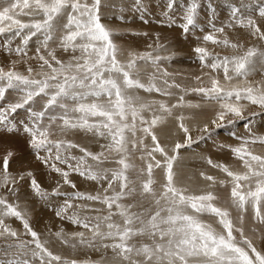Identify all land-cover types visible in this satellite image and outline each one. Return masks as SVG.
Returning a JSON list of instances; mask_svg holds the SVG:
<instances>
[{
	"label": "snow or ice",
	"instance_id": "snow-or-ice-1",
	"mask_svg": "<svg viewBox=\"0 0 264 264\" xmlns=\"http://www.w3.org/2000/svg\"><path fill=\"white\" fill-rule=\"evenodd\" d=\"M116 9L121 21L127 9L149 23L146 0L0 2V264H264V248L254 244L257 235L264 240V229L244 228L249 211L264 226V152L256 150L264 148V134L254 130L257 121L264 127V49L230 39L242 29L264 42V0H165L156 22L178 28L180 38H196L192 51L201 67L183 77L190 85L165 66L172 58L166 37L155 35L142 52L116 43L120 33L105 22ZM221 9L226 22L217 15ZM34 39L39 44L30 54ZM216 47L236 54L221 55ZM192 95L200 100L187 99ZM185 109H207L208 118L190 124L194 116ZM170 121L165 143L158 130ZM241 122L245 133L229 132L235 144L214 141L234 165L201 155L220 175L200 171L207 183L196 189L178 180L181 150ZM72 133L95 138L100 151L68 139ZM37 161L60 177L51 189L37 179ZM73 176L93 182L94 190L81 191ZM25 182L57 219L83 229L49 233L70 250L99 253L98 261L48 247L30 210L18 203Z\"/></svg>",
	"mask_w": 264,
	"mask_h": 264
},
{
	"label": "rangeland",
	"instance_id": "rangeland-1",
	"mask_svg": "<svg viewBox=\"0 0 264 264\" xmlns=\"http://www.w3.org/2000/svg\"><path fill=\"white\" fill-rule=\"evenodd\" d=\"M0 2H6V0H0ZM146 2L149 5V14L146 16V19L149 20V23H143L141 19L139 18V14H134L131 11H128L127 9L123 12V15L125 17L124 21L120 20V11L119 9H116L114 12L109 13L108 20H106V23H111L113 27L117 29V31L120 33V35L115 37L116 43L125 50H133V51H146L147 45L152 43V38L155 37V35L160 34L161 37H166L167 39H164L163 42L168 45L169 47V53L171 54L172 58L168 61H165L164 64L167 67L168 71L173 73H179L183 75H176L175 79L183 84H191L192 81L190 79H184V76L192 77L194 75L200 74V62L197 58V55L192 51V48L196 42L195 37H190L188 39L180 38L179 36V29L172 27V28H164L160 26L156 21L161 19L162 13L165 11V0H146ZM184 0H177V4L183 3ZM117 3H119V0H117ZM127 3L130 4L131 0H127ZM180 12L179 7L176 9V15H178ZM217 15L220 18V21L227 20V10L221 9L218 11ZM203 18V13H202ZM226 22V21H225ZM219 23V21H218ZM201 25L197 26V29H199ZM196 31V30H194ZM147 32L149 35L144 36L142 33ZM130 33H140L139 35H131ZM200 33L197 31V35ZM230 39L233 42L242 43L246 47L247 46H256L258 48L264 49V42H259L257 40H250L248 37V33L246 30L242 29H236L232 32H230ZM39 44L38 40H33L30 44V54H32V51L37 47ZM209 49L212 50L214 46L208 45ZM216 52H219L221 55H233L236 54L231 49H225L221 47L215 48ZM165 53V55L169 54ZM59 55V53H58ZM4 56L3 53H0V63L3 62ZM121 59H124V56L121 57ZM33 65L36 64L35 61H31ZM19 70H24V65H18ZM204 71H208L207 69H204ZM259 79V76L256 77ZM140 95L146 97V98H153L156 96L155 93L149 95L147 93H144L142 90L140 91ZM187 99L192 100L193 102H198L200 100L199 96L192 95L187 97ZM180 111V110H177ZM186 114H190L194 116V119L191 121H188L190 124H196L200 121H203L208 118V116L205 114L208 112L207 109L205 110H196V109H185ZM243 123L236 125L234 128H225V129H219L213 133V139H205L201 141L198 145H193L191 149L188 150H181V157L178 160L177 164L175 165V170L178 173V180L182 183L189 184L190 187L193 189H196L200 186L205 185L207 182L203 181L199 177L200 171L208 172L209 174L213 175H220L216 170L211 169L210 166L206 164L205 161L200 159L201 155L204 156H211L214 161H223L228 162L230 164L234 165V162L232 161V158L227 153H219L217 152L215 148V143L219 142H226L230 144H235L236 141L233 138H230L229 132L230 131H236L240 134L245 133V129L243 127ZM169 129H174V122L170 121L167 125L166 129L158 130L159 135L161 137V140L165 143L169 142ZM254 130H256L257 134H264V127H258V121L257 124L254 125ZM193 135L195 136L196 133L194 132ZM68 139L73 140L74 142L78 143L82 147L87 148L89 151L92 152H99V142L93 137H91L88 134L85 133H72L67 137ZM172 139H175L173 137ZM215 141V143H214ZM256 150L258 152H264V148H262L259 145H256ZM74 154L76 155H82L79 153V150H73ZM137 164H140L141 162L139 160L136 161ZM108 167H116V165L109 164L106 165ZM35 175L37 179L40 181V183L48 189H51L55 181L60 179V177L56 176L54 173H50V171L46 168H44L38 161L35 162L32 165ZM157 178H160V173L157 171L156 173ZM192 178L189 180V178ZM73 180L77 183L78 188L81 191H93L95 188V185L93 182L85 181L77 176L72 177ZM65 190L71 192L72 189L65 186ZM2 191V190H0ZM11 199V198H10ZM18 203L20 204L21 208H28L30 210V222L37 232L41 233V239L42 240H48L49 244L48 247L53 250L54 252L61 254L65 257H76L80 260H99L100 254L92 252L88 249H82V250H70L63 246L53 235L47 232V230L51 229L53 232L58 231L60 228H63L65 231L71 232L75 230H83V229H77L76 226L72 225L71 223L67 221H60L57 219L54 215V212L52 208L48 206L47 203L44 201H41L38 197H35L32 193L30 188L27 185V182L23 184L20 190V196ZM99 206V205H98ZM236 213L233 211V217H235ZM207 219V217H205ZM13 227L14 229L18 231H23L22 224L20 221L15 220L14 218H10L6 221ZM52 223V224H50ZM48 226V227H47ZM256 227L258 230L264 229V226L259 225L255 223L252 219V213L249 211L245 215V222H244V228L246 233L251 234L250 230ZM26 239H30V237H25ZM254 244L258 248H264V240L259 238V235H257L254 238Z\"/></svg>",
	"mask_w": 264,
	"mask_h": 264
},
{
	"label": "bare ground",
	"instance_id": "bare-ground-1",
	"mask_svg": "<svg viewBox=\"0 0 264 264\" xmlns=\"http://www.w3.org/2000/svg\"><path fill=\"white\" fill-rule=\"evenodd\" d=\"M227 18V17H226ZM226 21V20H225ZM50 224H52V223H50ZM48 227V226H47ZM47 232H48V230H47Z\"/></svg>",
	"mask_w": 264,
	"mask_h": 264
}]
</instances>
